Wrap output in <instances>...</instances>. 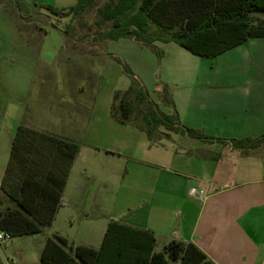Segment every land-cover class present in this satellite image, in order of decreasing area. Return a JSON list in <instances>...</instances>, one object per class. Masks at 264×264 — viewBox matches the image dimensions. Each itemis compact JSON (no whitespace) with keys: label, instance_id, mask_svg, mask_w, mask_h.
<instances>
[{"label":"crops","instance_id":"1","mask_svg":"<svg viewBox=\"0 0 264 264\" xmlns=\"http://www.w3.org/2000/svg\"><path fill=\"white\" fill-rule=\"evenodd\" d=\"M160 43L164 45L162 71L167 76L164 86L173 100L172 112L179 115L181 124L227 140L257 138L264 133V36L250 37L210 58L190 50L192 54L183 49L172 50L173 42ZM96 102L95 98L84 119L87 136L92 126L103 123L127 135L120 140L122 143H113L112 135L105 145L70 135L68 131L78 130L79 120L71 115L65 120L58 111L50 120H56L59 129L40 127L81 144L65 187V205L59 208L51 227L34 234L41 237V250L48 236H71L57 225L60 218L70 228L77 224L85 228L95 225L90 217L93 211L80 209L97 203L84 200L88 192L86 178L110 181L109 188L114 186V194L119 197L121 187L140 177V199L116 210L124 215L121 219L105 212L107 194L102 191L97 205L99 212L106 215L101 221L103 234L110 219H117L153 230L157 240L162 237L169 242H193L217 264H264V175L259 174L264 169V142L256 147L249 144L236 148L229 141L209 142L163 127L161 130L169 132L171 138L152 142L143 130L115 120L111 108L105 117L100 116ZM20 123L29 125L25 120ZM16 131L7 132L0 127V195L4 194L1 182ZM121 161L126 162L125 167ZM135 167L140 169V176L134 173ZM190 187L206 188L209 199L201 201L192 196ZM118 204L114 201L113 208ZM137 210L140 218L129 215ZM71 211L84 215L77 221ZM89 238L80 244L93 245Z\"/></svg>","mask_w":264,"mask_h":264},{"label":"trees","instance_id":"2","mask_svg":"<svg viewBox=\"0 0 264 264\" xmlns=\"http://www.w3.org/2000/svg\"><path fill=\"white\" fill-rule=\"evenodd\" d=\"M92 3L78 0L70 11L81 14ZM256 12L264 13V0H109L98 13L101 23L111 22V26L96 38H131L150 46L158 41L175 42L210 58L250 37L264 36V20L255 22ZM158 94L173 105L166 86ZM141 102L145 109L140 111L137 104ZM111 115L143 130L152 142L171 138L161 127L209 142L229 141L236 148L264 142V133L257 138L227 140L181 124L176 112L159 109L135 77L127 89L114 92ZM80 149V142L72 138L18 125L1 182L0 230L16 237L51 227L59 208L65 205V187ZM156 246L153 230L110 219L100 247L70 245L67 237L56 233L47 237L38 264H217L193 242L174 239L161 251Z\"/></svg>","mask_w":264,"mask_h":264},{"label":"rangeland","instance_id":"3","mask_svg":"<svg viewBox=\"0 0 264 264\" xmlns=\"http://www.w3.org/2000/svg\"><path fill=\"white\" fill-rule=\"evenodd\" d=\"M107 1L93 0L85 12L75 14L70 8L78 0H44L42 3L34 0H0V127L3 130L15 131L19 122L25 120L32 128L52 132L42 128L53 126L59 129L54 120L58 111L65 120L67 115L78 118V130L68 131L70 135L102 145L109 144V136L112 135L113 143H122L120 140L126 139L127 135L110 129L108 125L97 123L96 127L90 128L87 136V128L83 124L95 98L98 113L105 117L110 111L114 92L127 89L132 77L142 83L160 110L172 112L167 98L162 100L158 94V87L165 85L167 77L166 72L162 71L164 45L157 42L156 48L131 38H96L111 26V22L101 23L98 13V8ZM255 18L264 20V13H254ZM172 46V50L183 49L192 54L178 43L173 42ZM137 108L144 110L145 104L138 103ZM53 114L54 119L51 117L50 120ZM120 165L125 167L126 162L121 161ZM135 168L134 173L140 176V169ZM259 174L264 175V169ZM109 182L85 179L88 192L84 200L97 203L80 209L93 211L90 215L95 222L93 228L78 224L70 228L65 220L59 219L57 225L71 235L67 237L70 245L80 244L92 236L88 240L92 241L91 246H101L104 236L101 221L106 215L99 212L97 204L102 200L104 191L107 194L105 212L117 219L124 217L116 213L117 209L123 208L129 201L140 199V177L121 187L119 197L114 194V186L109 188ZM111 183L115 184V181ZM114 201H119L115 208ZM62 211L61 214L65 212ZM70 215L79 221L84 214L71 211ZM129 215L140 218V210ZM72 235L78 238H72ZM40 238V235L34 234L13 237L2 246L3 264H38L42 252ZM168 242L159 237L156 250H163Z\"/></svg>","mask_w":264,"mask_h":264},{"label":"built area","instance_id":"4","mask_svg":"<svg viewBox=\"0 0 264 264\" xmlns=\"http://www.w3.org/2000/svg\"><path fill=\"white\" fill-rule=\"evenodd\" d=\"M189 193L201 201H207L210 197L208 190L202 187H190ZM12 238L13 236L9 232L0 230V254L3 253L2 246L8 244Z\"/></svg>","mask_w":264,"mask_h":264},{"label":"water","instance_id":"5","mask_svg":"<svg viewBox=\"0 0 264 264\" xmlns=\"http://www.w3.org/2000/svg\"><path fill=\"white\" fill-rule=\"evenodd\" d=\"M141 264H144V263H141Z\"/></svg>","mask_w":264,"mask_h":264}]
</instances>
